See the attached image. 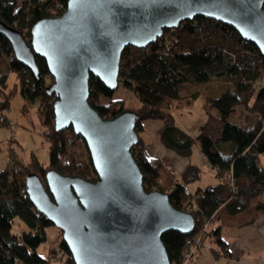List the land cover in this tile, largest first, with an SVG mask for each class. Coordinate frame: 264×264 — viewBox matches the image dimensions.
<instances>
[{
	"label": "trees",
	"instance_id": "obj_1",
	"mask_svg": "<svg viewBox=\"0 0 264 264\" xmlns=\"http://www.w3.org/2000/svg\"><path fill=\"white\" fill-rule=\"evenodd\" d=\"M66 5L67 0H0V18L29 40L33 22L61 14ZM34 58L39 78L15 58L8 38L0 34V114L9 107L13 91L7 94L4 89L9 73L14 72L17 90L25 102L22 110L38 104L49 145L45 166L36 159L28 165L14 159L13 167L6 165L0 170V264H49L55 257L58 264H75L60 229L52 235L55 245L50 242L47 255L37 252L39 244L47 239L45 228L53 223L29 200L25 178L37 173L46 187L44 175L50 168L89 180L97 176L86 144L78 141L80 135L71 127L54 129V96L45 90L53 79L45 59L38 55ZM119 65L118 87L131 90L138 104L130 107L124 98L114 97L115 90L106 88L92 74L88 99L104 118L131 108L136 111L138 142L131 153L143 175L142 185L147 190L167 192L173 206L195 216L191 233L169 230L161 235L170 263L185 261L186 241L198 234L211 241L215 256H229L222 228L245 227L264 216V167L259 158L264 154V55L234 27L195 15L176 27L165 28L161 37L146 46H126ZM219 79L226 84L222 90H200L199 86ZM199 94L204 95L205 119L192 135L180 126L173 110L192 103ZM153 119L162 122L155 133L163 149L188 160L178 174L169 162L149 152L143 123ZM6 124L5 119L0 120V125ZM75 143L83 144L80 153L71 150ZM193 144L214 170L216 183L189 190V182L200 177V165L190 161ZM16 216L26 228L12 234L11 223Z\"/></svg>",
	"mask_w": 264,
	"mask_h": 264
},
{
	"label": "water",
	"instance_id": "obj_2",
	"mask_svg": "<svg viewBox=\"0 0 264 264\" xmlns=\"http://www.w3.org/2000/svg\"><path fill=\"white\" fill-rule=\"evenodd\" d=\"M195 15L234 27L264 55V0H67L61 14L33 22L29 40L0 18V34L36 78L34 55L45 59L54 129L71 127L84 139L96 172L89 180L50 168L46 187L37 173L25 178L29 200L60 229L75 264H171L161 235L195 228L191 211L142 185L131 153L136 111L104 118L88 99L90 74L116 90L126 46H146Z\"/></svg>",
	"mask_w": 264,
	"mask_h": 264
},
{
	"label": "rangeland",
	"instance_id": "obj_3",
	"mask_svg": "<svg viewBox=\"0 0 264 264\" xmlns=\"http://www.w3.org/2000/svg\"><path fill=\"white\" fill-rule=\"evenodd\" d=\"M17 3H20L21 0H16ZM7 85L4 89V92L9 94V91L12 90L13 94L9 97V107L4 109V113L7 115L9 119L13 121L15 128L10 127L8 124L0 125V170L4 166L8 165V167H13L14 165L11 164L14 159H17L22 164L28 165L32 160L36 159L40 162L41 165L48 163L49 161V145L48 139L44 131L47 130V125H43L39 119V110L38 104L33 103L28 107V110H22V106L24 105V99L22 98L21 94L19 93L18 89V80L16 79V75L14 72H10L7 78ZM264 81V79H263ZM226 84L223 83L220 79L218 81H214L211 84L201 85L200 90L202 92H211L216 93L224 88ZM193 88V86H191ZM190 88V89H191ZM114 97L117 98H124L126 104L128 106H136L138 104L137 98L134 96L131 90L123 86H119L113 94ZM204 95L199 94L197 99H195L192 103L182 105L180 107H175L173 112L176 116L179 124L186 128V130L190 131L192 135H195L198 132L199 124L205 119L204 116V109L202 102L204 100ZM160 121V120H159ZM147 124H150V121H145ZM156 122V121H155ZM162 123V122H161ZM156 130L143 132V136L145 141H148L149 152L152 155H158L162 157V150L163 147L159 144V140L156 136ZM142 136V137H143ZM84 141V139H79L78 141ZM85 144V143H84ZM83 149L82 143H75L71 150L75 151V153H80ZM166 151V150H165ZM197 153L198 150L196 149V144H193V152L191 155V160H197ZM12 154V157L10 158ZM264 155V154H263ZM167 161V159L165 160ZM12 165V166H11ZM201 177L200 183L204 185L207 182H210L213 177L211 172L207 168H203L201 166ZM197 181L189 183V190H194V186ZM12 228L11 233L17 234L20 233L22 230L26 228L25 224L22 223L19 217H15L12 220ZM208 227V224H204ZM205 228V227H204ZM57 227L54 224L48 225L45 228V233L47 235V239L40 243L37 252L42 255H47V249L51 242V238L53 234H57ZM51 242V243H50ZM55 245V244H54ZM211 241L209 239L205 240L203 245L198 247V251L184 262L191 261L194 256L198 254L201 249L211 250ZM51 246V245H50ZM59 259L54 258L51 260L49 264H58Z\"/></svg>",
	"mask_w": 264,
	"mask_h": 264
},
{
	"label": "crops",
	"instance_id": "obj_4",
	"mask_svg": "<svg viewBox=\"0 0 264 264\" xmlns=\"http://www.w3.org/2000/svg\"><path fill=\"white\" fill-rule=\"evenodd\" d=\"M147 121H150V124H147L144 121V132L152 131L161 125V121L156 119ZM184 129L186 130V128ZM196 149L198 150L197 146ZM161 150L162 158L164 160L167 159V162L172 165V168L176 174H178V172L184 169V167L188 164L187 159L179 156L175 152L169 150L165 151L164 149ZM259 158L261 160L262 166L264 167V155L261 154ZM197 160L198 161H193L190 157V161L200 165V170L201 166H203V168H207L211 172L213 179L210 182L202 185L199 182L201 177L200 172V177L198 179L189 182L192 183L198 180L194 186V190L200 187L211 185L212 183H216L214 170L210 168L200 150H198L197 153ZM221 236L228 242V247H230L229 256H215V252L213 253L211 250L200 248L198 254L194 256L191 261L183 262L182 264H264V216L258 218L253 223L247 224L245 227L232 228L224 226V228L221 230Z\"/></svg>",
	"mask_w": 264,
	"mask_h": 264
},
{
	"label": "built area",
	"instance_id": "obj_5",
	"mask_svg": "<svg viewBox=\"0 0 264 264\" xmlns=\"http://www.w3.org/2000/svg\"><path fill=\"white\" fill-rule=\"evenodd\" d=\"M1 114H0V120L5 119L7 124L10 127L15 128L13 121L7 117V115L4 113V111ZM79 139H82V137L79 136ZM203 227L206 228L205 225ZM204 240H205V238H203L201 236V234H198L197 236H195L194 239H187L186 244H187L188 248H187V251L184 253V255H185L184 260H188L192 256V254H194V252L196 253L198 251V247L203 245V243L205 242Z\"/></svg>",
	"mask_w": 264,
	"mask_h": 264
}]
</instances>
